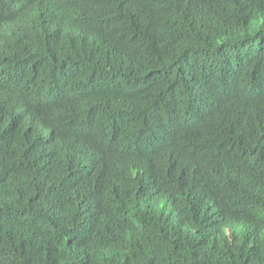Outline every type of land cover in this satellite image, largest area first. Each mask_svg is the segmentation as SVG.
Here are the masks:
<instances>
[{
    "label": "trees",
    "instance_id": "obj_1",
    "mask_svg": "<svg viewBox=\"0 0 264 264\" xmlns=\"http://www.w3.org/2000/svg\"><path fill=\"white\" fill-rule=\"evenodd\" d=\"M246 83L264 0H0V264H264Z\"/></svg>",
    "mask_w": 264,
    "mask_h": 264
},
{
    "label": "clouds",
    "instance_id": "obj_2",
    "mask_svg": "<svg viewBox=\"0 0 264 264\" xmlns=\"http://www.w3.org/2000/svg\"><path fill=\"white\" fill-rule=\"evenodd\" d=\"M241 97L243 99L255 102L257 104H260L262 101H264V94L257 96L255 94L254 88L247 83L241 89ZM253 109L258 112H262L260 109L257 108H253ZM243 195L244 198H249L251 200H257V201L264 200V187L262 184V179L259 175L253 176L244 183ZM244 230H245V225H244Z\"/></svg>",
    "mask_w": 264,
    "mask_h": 264
},
{
    "label": "rangeland",
    "instance_id": "obj_3",
    "mask_svg": "<svg viewBox=\"0 0 264 264\" xmlns=\"http://www.w3.org/2000/svg\"><path fill=\"white\" fill-rule=\"evenodd\" d=\"M233 228L236 230V231H240V232H244V224L243 223H236L233 225Z\"/></svg>",
    "mask_w": 264,
    "mask_h": 264
}]
</instances>
